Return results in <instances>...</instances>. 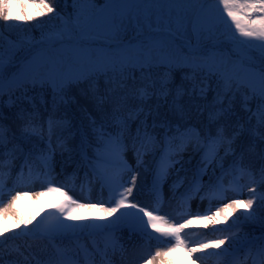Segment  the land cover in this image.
Instances as JSON below:
<instances>
[{
  "label": "snow or ice",
  "instance_id": "1",
  "mask_svg": "<svg viewBox=\"0 0 264 264\" xmlns=\"http://www.w3.org/2000/svg\"><path fill=\"white\" fill-rule=\"evenodd\" d=\"M74 5L76 6L74 18L60 17L61 26L54 32L42 35L39 41L33 43L31 39L25 38L20 43L13 44L7 55L0 45V94L7 89L11 98L14 91L19 89L23 97V90L29 84L33 87L52 85L54 91L63 92L65 85L71 83L73 78L67 72V65L62 56L57 58L55 55L47 54L58 45L75 44L74 51L78 57L87 58L101 68L120 69L115 72L116 79L110 80V84H114L115 87L109 89L114 96L109 122L94 128L97 148L94 159L88 161L92 171L103 181L102 187L106 185L109 188L110 197L107 201L99 200L97 203L85 204L65 192L63 193L65 201L55 206V211L49 213L48 218H42L32 229H29L28 225L35 216L20 220L16 223V228L23 225V235L38 234L49 240L60 238L72 241L84 234L103 233L104 246L101 248L94 243L95 252L89 253L79 243L75 246L54 245L55 258L41 262L35 260L34 256L30 259L31 254L25 255L32 247L30 244L22 248L21 245L8 241L5 233L10 230L4 225L3 218L15 206L21 195H27L19 191L11 195V192L16 186H28L33 179H39L42 174L48 176L51 170V136L57 123L51 118L48 120L49 147L46 151L32 148L25 154L23 149L14 143L18 138L9 135L0 117V204H3V207H0V238H3L0 239V264H33V260L35 264H80L81 255L88 258V264H95L96 255L100 257V264H113L112 258L117 250L123 252L124 249L118 245L112 233L121 223L130 219L139 221L143 225V231L150 238L171 245L167 248L157 247L154 253L148 254L144 259V264H162L164 257L171 256L178 248L185 247L186 242L181 238V233L195 220L209 222L213 225L214 232H220L222 235L217 240L201 241L197 246L188 248L189 255L210 248L219 250L218 256L229 253L230 249H223L221 246L225 245L226 241H235L236 237L227 228H215V225L221 223L218 218L223 217V220L227 221L242 204L244 219H252L254 203L259 200V204L264 207V193L258 197L256 187H250L248 188L250 198L245 201L229 199L227 203H220L215 212H211L209 208L206 210L208 214L201 216L197 213L184 223H170L165 216L156 214L160 211L159 208L149 210L148 207H141L128 199L137 177L130 175L132 186L123 187L124 175L133 171L124 155L128 150L126 142L129 140L138 163L146 153L156 155L159 150L156 170L158 184L159 179L165 177L175 163L173 157L192 144L195 150L203 152L201 157L203 168L198 169L193 178L195 191H201L200 179L206 174L209 166L217 165L222 173L217 177V183L209 186L207 198L210 207L213 198L227 199L225 194L229 191L240 194L245 187L240 183L242 177L247 176L250 183L257 184L253 173L243 166L242 154L240 159L233 160L227 170L224 167V159L236 155L234 144L243 129L242 124L232 128L228 123L230 117L236 115L233 103L237 93L241 94L242 107L248 113L247 122L251 123L253 119L256 121L254 134L264 137V131H257L264 130V0H104L102 4H98L97 0H74ZM39 6L45 9L46 13L54 12V8L47 0H39ZM12 7L11 0H0V18L4 21L12 19ZM204 13H212L214 19L224 25L231 42L241 49L237 59L217 57L197 48L186 49L175 43L185 31H191L198 37L212 31L202 19ZM44 14L45 12L38 13ZM15 19L25 21L32 20L33 17L20 16ZM101 28L104 31H101ZM128 29L137 33V39L143 37L138 46L116 44L113 48L112 45L101 44L95 39L97 36L106 35L108 39L119 40L121 34ZM25 46L28 53H33L34 49L39 51L16 65V52ZM257 58L259 65L254 67ZM6 65L17 66V71L8 77L7 81L4 74ZM135 66L142 70L144 67L152 69L163 66L168 71L158 80L146 76L141 82L142 87L133 86L129 89L124 78L125 72ZM176 67H188L192 70L191 75L183 78L189 82L187 90L183 82L175 88L173 106L181 113L184 112V107L178 103L180 98L185 94L189 96L196 94L206 99L208 86L205 81L212 76L216 77L215 97L211 104L204 106L208 111V122L202 128L181 122L172 123L166 118L160 119L158 106L157 109H153L147 104V100L152 96L168 97L169 84L172 83L168 77ZM149 80L151 83H148ZM242 89H246L247 94L242 92ZM253 99L256 101L255 109L249 107V101ZM100 103H103V99H100ZM196 108L198 112L201 111V106L197 105ZM17 118L24 122L21 138L30 139L36 136L43 139L44 129L36 124L35 113L21 109ZM133 123L136 125L134 133ZM213 125L214 133L211 130ZM159 129H163L162 135ZM221 150L223 155H220ZM18 153L24 156V165L16 174L13 186L8 188L7 194L11 198L4 204L5 188L7 182L12 179L14 161L19 158ZM25 167L28 169L27 177L24 173ZM225 175L232 176L227 187L223 183ZM43 184H46L47 192H62L63 187L67 186L55 187L50 178L44 180L42 186ZM258 184L264 188V168L260 169ZM120 188H123V191H118ZM43 194L44 192L39 193ZM156 195L159 200L158 191ZM204 198L201 197L202 200ZM106 204L112 206L106 207ZM83 209H97L102 215L96 218L81 216L79 212ZM117 213L114 219H108ZM144 217H147V221ZM98 220L106 222L99 223ZM207 226L206 224L205 227ZM148 227L154 232H147ZM154 233L160 235L154 236ZM249 255L255 257L253 264H264V243L257 246L254 254L250 250ZM5 256L9 258L7 261L4 259ZM247 259L248 257H245V264Z\"/></svg>",
  "mask_w": 264,
  "mask_h": 264
},
{
  "label": "trees",
  "instance_id": "2",
  "mask_svg": "<svg viewBox=\"0 0 264 264\" xmlns=\"http://www.w3.org/2000/svg\"><path fill=\"white\" fill-rule=\"evenodd\" d=\"M11 3L13 5L11 9L13 18L8 21L0 18V45L3 46L5 55L12 49L13 44H18L25 38L31 39L34 43L40 40L42 35L56 31L61 26L60 17L74 18L76 11L74 0H47V3L51 4L54 8V12L52 13H46V10L39 6V0H11ZM97 3L102 4L104 0H97ZM41 12H45V14L38 15ZM20 16H32L33 19L25 21L15 19ZM253 18H255V14H253ZM130 34L131 31L120 38L126 39L125 37ZM108 40L98 42L110 45V41ZM176 41H178V38ZM223 41L218 42V47L221 48L219 50L231 54L232 52L229 48L222 46ZM228 41L231 40L228 39ZM185 48L189 49L188 46H185ZM25 52L26 46L19 48L16 52V64L24 57ZM13 66L15 65H6L5 67L12 68ZM118 71L120 69L112 70L110 68L95 67L88 72H82L79 77L73 78L71 83L65 85L63 92L54 91L52 85H44L43 87L36 85L33 87L29 84L23 90V97H21V90L18 89L14 91L10 98L7 89H5L4 93L0 94V117H2V124L8 129L10 136L18 138L14 143L18 144L26 154L32 148L45 151L48 149V120L51 118L55 121L57 126L54 128L51 136V157L54 153L59 155L60 171L65 176L59 182L61 185L68 179L77 182L80 179L81 171L87 169L90 171L88 161L94 159L97 148L94 128H98L101 124L109 122L114 101V96L109 89L115 87L114 84H110V80L116 79L115 72ZM167 71L168 69L163 66L152 69L144 67L143 70L139 66H135L125 72L124 78L129 89H131L133 86L142 87L143 84L141 82L146 76H151L152 79L158 80ZM191 74L192 70L188 67H176L172 69L168 77L172 81L169 84L170 92L168 97L157 98L156 96H152L147 100V104L153 109H157L158 106L160 119L166 118L172 123L181 122L202 128L208 122V111L204 106L213 102L217 80L215 76L206 79L205 82L208 86L206 99L196 94L191 96L185 94L181 97L178 101L184 107V112L181 113L173 106L175 88L183 82L187 90L189 82L184 81L183 78ZM148 83H151V80ZM242 92L247 94L246 89H242ZM17 97H20V99H17ZM100 99H103V103H100ZM197 105L201 106V111L199 112L196 108ZM249 107L255 109L256 101L254 99L249 101ZM233 108L236 115L231 116L228 123L232 128L237 127L238 124H242L243 129L240 131L234 144L236 155L225 157L224 167H228L233 159H240L242 154L243 166L249 169L257 180V184L253 185L249 182V178L245 176L243 177L244 183L247 186L256 187L257 196L259 197L261 193H264V188H261L258 184L260 169L264 168V137L254 134L255 119L251 123L247 122L248 113L242 107L240 93H237ZM21 109L36 114V124L42 126L44 129L43 139L36 136L30 137V139L27 137L21 138L24 122L17 118V114ZM149 123H151V117L149 118ZM135 127L136 125L133 123V133L135 132ZM109 130L111 131L112 129ZM211 130L214 133L215 125L211 127ZM158 131L161 135L163 134V129H159ZM126 143L128 147H132L130 140ZM6 151L7 149H5ZM186 152L188 153L187 157L195 162L202 151L195 150L194 146L189 144L179 155ZM148 153L153 155L151 152ZM220 155H223V152ZM18 156L19 158L14 161V168L19 167L20 163L24 161L23 155L18 153ZM215 175L216 172L212 171L208 179L212 180ZM42 198L44 199L43 196ZM252 211L253 217L252 219H248L247 224L242 227V232L251 240H254L256 237L264 238V207L259 204V200L254 203ZM33 216H35V219L28 225L29 229H32L33 225L39 222L42 216L38 208L34 209ZM18 221L20 220L16 219L10 222L9 219H3L4 225L10 230L5 233L8 241L21 245L22 248L30 244L32 247L25 252V255L31 254L29 255L30 259L32 256L35 257V260L41 262L54 259L55 250L51 240L46 237L42 238L38 234L23 235L21 227L16 228ZM52 240L59 246H75L68 239L55 238ZM4 259L7 261L9 258L5 256ZM35 260H33V264H35Z\"/></svg>",
  "mask_w": 264,
  "mask_h": 264
},
{
  "label": "rangeland",
  "instance_id": "3",
  "mask_svg": "<svg viewBox=\"0 0 264 264\" xmlns=\"http://www.w3.org/2000/svg\"><path fill=\"white\" fill-rule=\"evenodd\" d=\"M199 7V6H197ZM202 19L204 22L212 29L210 32H205L203 37H198L194 35L191 31H185L182 35L178 37V41L175 40V43L184 47L188 46L189 49L191 48H197L203 50L205 53H211L215 54L217 57H223L225 59H237L238 54L241 52V49L230 40L229 35L226 32V29L224 28L223 24L218 23L214 19V15L212 13H204L202 14ZM101 31H104L103 28H101ZM131 31V34L126 36V39H119V40H111L110 45L115 48L116 44H123L125 46H138L141 43V37L140 39H137V33L133 31L132 29H128L126 32L122 33L121 36L127 35L128 32ZM133 31V32H132ZM120 36V37H121ZM95 39L99 42L107 41L106 35H101L95 37ZM226 39V40H222ZM39 41V40H38ZM222 42V46H225L230 49L232 52L231 54L220 51L218 47V42ZM35 43V42H34ZM75 44H64V45H58L56 48H52L50 52L47 54L49 55H55L57 58H60L61 56L64 59V62L67 65V72L71 74L72 78L79 77V75L83 72H88L89 70H92L95 67H98L96 64L89 61L87 58H81L78 57L75 53ZM36 51H39V49H34L33 53H28L27 50L25 52L24 57L17 62L16 65L23 63L24 59L29 57L31 54H34ZM255 55V53H253ZM5 67L4 68V74L7 78L12 76L17 71V66ZM259 65V59L257 58V64L253 65L254 67H257ZM101 68V67H100ZM105 69V68H103ZM125 160L127 161V164L132 168V172L124 175V184L123 187H130L132 186L130 183V175H136V183L133 187V191L131 195L128 197V199L132 203L139 204L141 207H148L149 210H153V208H159L160 211H158L156 214L160 216H165L166 219L170 223H184L186 219L194 217L197 213L199 215H205L208 214L206 210L210 208L211 212H215L216 208L220 206V203H227L229 199H238L241 201H245L249 199L248 194V188L243 189L242 195L238 194H232L231 191L226 193L227 199L220 200L218 197L213 198L211 207L209 204V199H203L200 200L199 198L193 199L192 205L190 209L186 210L183 214L179 215L178 212L183 206V202L181 199L174 200L171 198H168L165 200L164 203H161V199L163 197L161 196V192L167 196H172L174 193V190L172 186L176 184L178 186V194H181L182 192H187L188 190H194V184H193V178L194 174L197 172L194 171L192 166L190 165L191 162L187 161L186 159H178L174 158L173 160L175 163H173L172 167L169 168L168 174L165 177H161L157 184V189H149L150 188V182L152 180L157 181V175L156 170L157 167L153 166L151 159L143 162H137V157L135 153L131 150H127L124 155ZM53 166L52 169L53 173L55 174H49L47 177H43L41 180H34L33 182L29 183L28 186H16L14 191L11 192V195H15L17 191L21 193H27V195H21L20 199L15 202V206L10 209V211L7 213V216L3 219H9L10 222L15 221L16 219L19 220H25V219H31L34 215V209L38 208L39 212L42 214L39 221L42 220V218H48V214L53 212L51 210V204L48 200V198H51L55 205H59L62 202V197L64 198L65 191L62 192H47L45 191L46 184H43L42 182L46 179H52L54 182L55 187H57V178L58 175V166H59V157L57 155L53 158ZM157 166V165H156ZM203 168V164L201 163V159L199 161V164L197 166V169ZM213 168L215 170L219 171L220 174L218 177L222 175L221 170L218 166L211 165L208 167V170L206 174H203L200 183H201V190L208 189L209 185H203L206 179V176L208 175L209 171H211ZM227 170V169H225ZM232 180L231 175H225L223 177V183L225 187L228 186L229 181ZM217 183V181H216ZM9 184V181H8ZM83 189L77 188V189H71L70 192H66L68 196H72L73 199L79 200L81 203H97L99 200H105L107 201V197H110V190L105 185L102 187L103 181L100 180V178L96 175L94 183H90L86 185ZM203 185V186H202ZM11 186H6L5 188V195H4V204L8 202V200L11 198L10 195L7 194L8 188H11ZM151 190V191H150ZM45 191V197L44 199L40 197L39 193ZM118 191H123V188L118 189ZM159 192V200H157L156 192ZM189 193V191H188ZM64 196H63V195ZM187 194V193H186ZM151 196H154L153 199ZM45 198H47L45 200ZM57 198V200L55 199ZM61 200V201H60ZM49 205V207H48ZM106 207H111V204H106ZM0 207H3V204H0ZM55 211V210H54ZM79 215L86 216L89 218H96L102 215L100 211L97 209H83L80 210ZM115 215L113 217H109L108 219H114ZM239 218V220H237ZM221 220V223L215 225V228L217 229H229V231L235 235L236 240L235 241H226L225 245L221 246L223 249L229 248L230 251L227 254H231L233 256V261L231 264H243L245 262V257H248L247 261L248 264H253V261L251 262V259L255 258L254 255L250 256L249 252L254 254L256 251L257 246L260 244V241H256L255 244L246 245L245 249L242 247L243 244H247L248 241L246 237H242L240 234L237 235V231H241L242 225L248 221V219H244L243 215V205H240V208L232 214L228 218L227 221L223 220V217L218 218ZM144 220L147 221V217H144ZM69 223H87L89 221H68ZM99 223H103L106 221H97ZM208 225L205 227V225ZM131 225V226H130ZM122 226H130L131 229L129 230H136L143 233V225L139 223V221L136 220H129L122 224ZM164 226V225H162ZM123 228V227H119ZM117 228L116 230L119 231ZM21 229H23V225H21ZM122 230V229H121ZM147 230H154L152 228H148ZM98 234V233H97ZM227 234V233H224ZM94 235H82L83 239H86V249L87 250H93L95 251V248L93 247L94 241L91 239ZM159 233H155L154 236H159ZM222 233L220 232H214L213 225H211L207 221L203 220H195L194 223L187 225V227L182 231L181 238L185 240L186 246L183 250H176L171 254V256L164 257L162 264H226L225 257L218 256L217 252L219 250L216 249H206L203 251H198L197 253H194L192 255H189L187 249L197 246V244L201 241L208 242L209 240H217L221 237ZM143 236V235H142ZM115 240L118 242V245L123 246L124 251L121 252L120 250H117L115 255L113 256V264H144V259L147 258L148 254L154 253L159 248H167L171 245L168 243L159 242L156 239L152 238L151 240H147L148 238L143 236L145 240L139 238V237H130L128 233H117V235H114ZM164 239H172V238H164ZM147 240V241H146ZM174 242V241H173ZM90 253V252H89ZM226 254V255H227ZM86 262V261H84ZM95 264H100V257L98 255L95 256Z\"/></svg>",
  "mask_w": 264,
  "mask_h": 264
}]
</instances>
